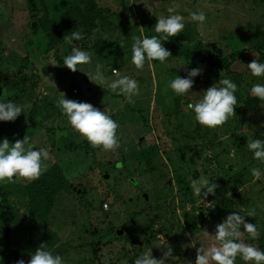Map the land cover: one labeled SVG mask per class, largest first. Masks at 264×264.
<instances>
[{"label":"rangeland","instance_id":"obj_1","mask_svg":"<svg viewBox=\"0 0 264 264\" xmlns=\"http://www.w3.org/2000/svg\"><path fill=\"white\" fill-rule=\"evenodd\" d=\"M174 3L185 28L162 42L171 57L135 69L132 36L159 35L154 30L157 17L169 15L167 9ZM253 4L254 0H0V101L29 106L14 122L0 121V142L7 138L15 143L27 134L35 148L50 153L47 171L39 179L0 183V215L4 212L9 220L8 232L0 220V264H16L19 259L27 264L29 254L42 243L66 264H134L149 249L154 258H161L158 246L163 240L174 256L165 264H195L196 248L210 243L202 230L212 234L227 215L250 208L256 215L245 220L257 225L259 236L245 237V242L264 251V179L256 181L250 173L253 167L264 172V164L246 148L249 138L264 140V101L254 97L256 102L249 106L252 85L264 84V77H253L248 63L236 59L225 71L184 58L199 49L213 59H228L237 52L246 60L256 59L245 29ZM86 7L99 13L92 29H84L77 20L76 12ZM201 11L207 17L203 25L189 19L190 12ZM43 16L51 22L53 44L45 52L41 34V50L22 64L34 43L29 24ZM76 28L85 38L66 44L64 36ZM73 46L92 56L91 63L79 65L75 73L63 64ZM98 63L108 81L115 79L112 69L138 81L134 103L107 84L88 79ZM197 67L202 74L193 78L188 94L165 90L171 79L184 78ZM223 78L237 85L235 117L222 127H202L190 110L185 111L187 104ZM61 92L67 99L106 111L120 126L121 147L116 152L94 149L74 132L57 106ZM201 175L218 185L205 201L215 202L213 208L204 207L193 194L191 180ZM191 242L195 247H186ZM236 264L244 262L237 257Z\"/></svg>","mask_w":264,"mask_h":264},{"label":"clouds","instance_id":"obj_2","mask_svg":"<svg viewBox=\"0 0 264 264\" xmlns=\"http://www.w3.org/2000/svg\"><path fill=\"white\" fill-rule=\"evenodd\" d=\"M179 5L173 4L168 7L169 15H160L155 24V33L151 37L132 36L131 63L135 69L143 70L146 62H166L171 57V52L166 49L162 42L168 41L182 33L185 28L184 16L177 13ZM189 19L203 25L207 17L204 12H190ZM141 31L143 28H139ZM85 38L84 33L73 30L69 35L64 36L66 44L72 45L74 41H81ZM92 56L88 51L73 46L71 53L63 58L64 67L70 72H77L79 65L90 64ZM253 77H264V63L253 59L246 65ZM102 64H96L95 72L87 75L94 84H107V87L119 95H123L128 103H134L133 97L139 95V83L136 79L121 75L116 69H112L115 79L106 80L101 69ZM202 74V68H194L187 71L186 77L176 76L166 85V91L171 90L177 96H184L193 87V78ZM50 80V77H47ZM52 83V82H51ZM54 84V83H52ZM55 86V85H54ZM237 85L229 78L219 79L218 83L212 84L201 93V98L195 103H188L185 111L194 114V120L202 127L215 129L222 127L230 118L235 117L237 98L235 92ZM250 94L264 101V84L255 83L250 89ZM61 113L66 117L68 126L87 141L92 148L104 152H116L120 147V139L117 135L119 124L111 118L106 111H101L90 103L78 102L65 98L64 93H59L57 102ZM27 105H18L11 101H0V121L14 122L23 113ZM60 133L57 134L59 137ZM246 148L253 153V158L264 164V140L249 138ZM35 149V150H34ZM127 151V149H124ZM230 155L235 157V149ZM50 159L47 148H35L31 143V137L27 134L23 139H17L10 143L7 138L0 142V183H14L17 179L32 182L40 178L48 168L46 163ZM116 167H122L117 163ZM252 177L256 181L264 179V172L258 167L250 169ZM193 194L198 202L206 208H213L215 202H205L209 195H215L217 184L209 181L201 175L198 179L191 180ZM202 189L206 190L202 192ZM255 208H250L244 214L232 212L219 224L216 225L214 233L209 234L202 230L210 243L199 246L195 252V264H236L239 257L244 264H264V251L256 246L245 242V237L255 240L259 236V230L255 223H248L245 217H254ZM243 228V231H241ZM165 240L158 248L162 249V257L157 259L152 256L151 249L138 256L134 264H165L173 259V249L170 245L163 247ZM195 243L186 247H195ZM27 264H66L61 255H53L46 248V244H40L34 253L29 254ZM2 259V257H0ZM179 260L178 257H175ZM16 264H25L23 259L16 261Z\"/></svg>","mask_w":264,"mask_h":264},{"label":"trees","instance_id":"obj_3","mask_svg":"<svg viewBox=\"0 0 264 264\" xmlns=\"http://www.w3.org/2000/svg\"><path fill=\"white\" fill-rule=\"evenodd\" d=\"M92 2V0H91ZM261 0H254L253 9L250 14V19L247 21L245 25V29L248 31L247 38L253 41V49L257 55L256 60L260 63H264V5H262ZM93 4V3H92ZM99 13H96L94 7H86L84 11H77L76 16L77 20L81 23L84 29H92L94 28V18ZM38 23L34 21L29 24V29L31 32V36L34 39V43L32 45L31 51L27 52V55L22 59V64H25L28 56L33 55L32 52H38L41 50L42 44L40 43L41 34L45 38V46L43 47L44 51H48L53 44L54 36L51 31V22L46 20L45 17H41ZM184 58L188 60H198L201 64L207 67H215L220 70L227 69V64L238 60L241 63H250L251 61L246 60L240 52L233 53L228 55V59H213L210 56H207L206 53L199 49H193L188 53L184 54ZM249 106H252V103L256 102L254 97L251 95L249 98ZM0 220L4 225L5 232L9 230V220L5 216V213L2 212L0 215Z\"/></svg>","mask_w":264,"mask_h":264}]
</instances>
